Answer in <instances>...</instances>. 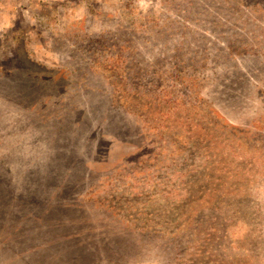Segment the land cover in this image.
Instances as JSON below:
<instances>
[{
	"label": "rangeland",
	"instance_id": "rangeland-1",
	"mask_svg": "<svg viewBox=\"0 0 264 264\" xmlns=\"http://www.w3.org/2000/svg\"><path fill=\"white\" fill-rule=\"evenodd\" d=\"M0 264H264V0H0Z\"/></svg>",
	"mask_w": 264,
	"mask_h": 264
},
{
	"label": "trees",
	"instance_id": "trees-1",
	"mask_svg": "<svg viewBox=\"0 0 264 264\" xmlns=\"http://www.w3.org/2000/svg\"><path fill=\"white\" fill-rule=\"evenodd\" d=\"M19 52H22L23 50H20V47H17Z\"/></svg>",
	"mask_w": 264,
	"mask_h": 264
}]
</instances>
